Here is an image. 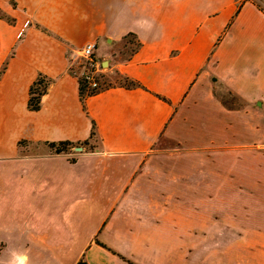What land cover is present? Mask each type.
I'll use <instances>...</instances> for the list:
<instances>
[{"label": "crops", "instance_id": "0c3cea01", "mask_svg": "<svg viewBox=\"0 0 264 264\" xmlns=\"http://www.w3.org/2000/svg\"><path fill=\"white\" fill-rule=\"evenodd\" d=\"M89 42L139 85L82 100L69 56ZM255 153L256 0H0V264H264V214L233 206Z\"/></svg>", "mask_w": 264, "mask_h": 264}, {"label": "rangeland", "instance_id": "374dc122", "mask_svg": "<svg viewBox=\"0 0 264 264\" xmlns=\"http://www.w3.org/2000/svg\"><path fill=\"white\" fill-rule=\"evenodd\" d=\"M261 5H264L262 0H256ZM137 40L129 35L121 44L120 47L114 52V60H122L127 58L136 48H137ZM107 68V65L102 66V71L97 75V79L99 81V89L105 88L113 84H124V76L116 71H104ZM82 66L79 63V57L77 53L73 52L72 55L69 56V71L76 70L81 71ZM226 97V96H225ZM227 101H231L229 97H227ZM19 143H22L21 141ZM90 147L92 144L87 143ZM261 154H252V157H255V161L250 160L249 167L246 166L245 162L240 164V169L238 170V178L239 184L234 185L233 191L238 192L240 194V200H236L233 202V206L237 211H243V209H250L251 213L254 215L252 218L255 220V223L258 225H262L263 223V214H264V159ZM225 191H231V187L225 185ZM232 203V202H229ZM21 208V207H20ZM253 237L255 240H262V234H254ZM257 252H261L262 250H258ZM246 256V250H240V252H234V256ZM224 258H230L231 251L223 250ZM228 261H225L227 264ZM230 264V262H229Z\"/></svg>", "mask_w": 264, "mask_h": 264}, {"label": "built area", "instance_id": "2783aa9c", "mask_svg": "<svg viewBox=\"0 0 264 264\" xmlns=\"http://www.w3.org/2000/svg\"><path fill=\"white\" fill-rule=\"evenodd\" d=\"M79 57V63L82 66L81 71H69L72 76L78 80V84L85 86V93L99 89V81L97 75L101 73L102 65L95 56V44L93 42L86 43L81 48L74 50Z\"/></svg>", "mask_w": 264, "mask_h": 264}, {"label": "trees", "instance_id": "16d2710c", "mask_svg": "<svg viewBox=\"0 0 264 264\" xmlns=\"http://www.w3.org/2000/svg\"><path fill=\"white\" fill-rule=\"evenodd\" d=\"M262 1L264 2V0H262ZM257 3L259 4V6H263L258 1H257ZM124 82H125L124 85H126L128 87H133V86L139 85L135 80H133V79L127 77V76H124ZM44 89H45V86H44V80L43 79H38V81L31 86V88H30V98H29V101H28V105H29V107L32 110H36V109L39 108L40 97H41L42 93L44 92ZM101 89H103V88H100L98 90H92L89 93H85V86L82 85V84L81 85L79 84L80 98L83 100V98L86 95L94 94V93L100 91ZM70 144H71L70 142H66V141L65 142H60V143H58V145L56 147V151L59 152V151L65 149V147L67 145H70ZM54 145L55 144H52V146H54Z\"/></svg>", "mask_w": 264, "mask_h": 264}, {"label": "water", "instance_id": "95a60500", "mask_svg": "<svg viewBox=\"0 0 264 264\" xmlns=\"http://www.w3.org/2000/svg\"><path fill=\"white\" fill-rule=\"evenodd\" d=\"M78 149H80V147H78Z\"/></svg>", "mask_w": 264, "mask_h": 264}]
</instances>
